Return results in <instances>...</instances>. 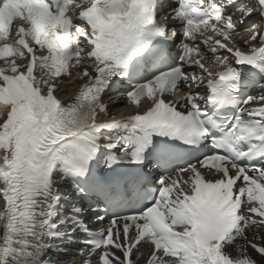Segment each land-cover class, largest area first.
<instances>
[{
  "label": "snow or ice",
  "instance_id": "6c2138e0",
  "mask_svg": "<svg viewBox=\"0 0 264 264\" xmlns=\"http://www.w3.org/2000/svg\"><path fill=\"white\" fill-rule=\"evenodd\" d=\"M262 25L264 0H0V264H264Z\"/></svg>",
  "mask_w": 264,
  "mask_h": 264
},
{
  "label": "bare ground",
  "instance_id": "6f19581e",
  "mask_svg": "<svg viewBox=\"0 0 264 264\" xmlns=\"http://www.w3.org/2000/svg\"><path fill=\"white\" fill-rule=\"evenodd\" d=\"M62 87H63V90H64V94L62 93L61 96L65 97L66 95H69V94H71L74 91L75 84L69 83V84L63 85ZM65 92L67 94H65ZM261 235H264V233H261ZM249 236H251V232H249ZM238 243L239 244H243L244 241L243 240H239ZM145 247L146 246H144L141 249L142 252H143V255L141 256L140 260L137 261V264H145V259H146L147 255L149 253V251L145 252ZM248 252H249V255H251L253 257V259L258 261V264H259V262H261V257L257 253H255V251L252 250L250 247L248 249ZM58 255L60 256L61 253H59ZM79 257L80 256H76L74 254L73 250H71L69 252V255H68L67 259L66 258L61 259V260H57L56 259L52 264H73V262H76Z\"/></svg>",
  "mask_w": 264,
  "mask_h": 264
}]
</instances>
